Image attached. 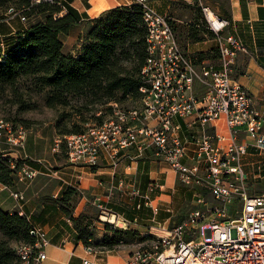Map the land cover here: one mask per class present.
<instances>
[{
	"label": "built area",
	"instance_id": "2783aa9c",
	"mask_svg": "<svg viewBox=\"0 0 264 264\" xmlns=\"http://www.w3.org/2000/svg\"><path fill=\"white\" fill-rule=\"evenodd\" d=\"M129 1L140 6L146 30V57L137 88L141 106L124 109L111 102L112 112L102 124L64 135L66 161L93 167L102 154L115 160L126 148L134 147L139 155L151 148L176 171L180 183L199 185L210 194L211 202L203 193L196 194V208L184 220L158 228L163 232L158 236L161 244L151 251L136 248L126 264H264V193L254 195L248 190L243 161L249 146L264 148V104L257 105L245 87L232 78L238 53L246 51L244 45L226 31L229 20L225 16L201 0H185L197 2L205 27L217 43V63H198L177 44L167 15L157 12L149 0ZM15 16L25 21L13 8L4 13L5 20ZM196 84L203 90L200 95ZM191 117L192 124L199 127L193 134L185 132L179 122ZM219 123L225 133L215 130ZM7 126L0 121V137L5 129L9 148H23L24 130L13 131L14 136ZM241 133L246 134L248 142H239ZM37 162L54 173L51 166ZM8 167L18 185L31 184L40 173L13 157H9ZM160 188L153 181L144 192L132 189L131 194L140 196L157 213L159 208L151 195ZM5 189L14 200H25L23 190L0 183V192ZM96 206L104 212L101 204ZM116 222L108 224L118 226ZM30 226L34 242L13 246L19 264H40L46 258V232L41 226ZM122 227H127L126 222L122 221ZM88 240L84 252L96 255L93 240ZM81 264L92 262L82 258Z\"/></svg>",
	"mask_w": 264,
	"mask_h": 264
},
{
	"label": "crops",
	"instance_id": "0c3cea01",
	"mask_svg": "<svg viewBox=\"0 0 264 264\" xmlns=\"http://www.w3.org/2000/svg\"><path fill=\"white\" fill-rule=\"evenodd\" d=\"M177 1L149 0L150 5L157 12L169 15V19L183 23L187 34L189 26L200 28L204 38L194 42L186 39L183 50L191 56L202 54L203 59L197 61L198 63H217L218 50L214 34L205 27V21L203 25L201 24L202 19L200 23H196L195 9L187 8L191 12V17L185 21L176 15L174 6ZM204 1L215 12L228 18L229 25L226 31L237 37L246 49L245 52H239L237 55L232 68V78L245 87L257 105L264 104V0ZM130 4L129 0H70V6L78 13L84 14L85 18H82V21L69 31V34H60L59 40L62 42L63 53L73 56L79 54L82 38L89 27V18L98 17L105 9ZM34 19L22 21L15 16L11 21L0 20V49L14 44L16 33L25 30ZM74 32L76 34L73 44H76V50L72 48L73 44L69 47L66 45V40ZM195 88L198 95L202 94L203 90L198 84ZM193 120L192 117L179 120L185 132L193 134L198 131L199 127L197 123L192 124ZM207 130L211 132L213 127ZM215 130L225 133L221 123L216 125ZM241 141L248 142L245 133H241L239 142ZM0 153L17 158L15 153L9 151V148H1ZM243 161L249 178L248 182L260 190V193L254 195L263 194L264 148L257 149L249 146ZM29 165L40 172L31 184L18 185L12 180V184L8 185L10 189L23 190L25 200H14L9 196V190L5 189L0 192V209L8 212L21 211L30 225H38L45 230L48 245L44 249L46 258L40 264H81L82 258L89 259L92 264H110L111 259L124 262L120 255H110L108 251H97L96 255H88L84 252V245L73 240L72 222L60 210L56 202L66 187L74 188L80 195L74 208V218L84 211V207L96 206L103 202V207L108 212H112L117 222L121 224L122 221L126 222L128 228L139 234H145L154 228L166 227L172 216L171 212L175 209L174 206L180 203L178 196L183 190L178 182L176 171L170 167L169 163L156 157L154 149L151 148H147L142 155H139L134 147L126 148L115 160L102 154L97 166L93 167L72 165L63 158L59 162L60 167L53 168L54 173H48L39 162ZM153 181L161 185V188L151 195L152 202H157L159 208L157 213H153L140 196L131 194L132 189L144 192ZM204 192L203 190L201 193L204 194ZM92 227L97 228L96 225Z\"/></svg>",
	"mask_w": 264,
	"mask_h": 264
},
{
	"label": "trees",
	"instance_id": "16d2710c",
	"mask_svg": "<svg viewBox=\"0 0 264 264\" xmlns=\"http://www.w3.org/2000/svg\"><path fill=\"white\" fill-rule=\"evenodd\" d=\"M186 7L200 10L196 1ZM9 8L18 11L26 21L35 19L25 30L16 33L14 44L0 49V93L6 89L16 93L21 81H30L34 91L44 94L46 107L71 108L76 113L71 117L85 123L88 118L83 117V113H87L89 119L99 124L103 123L105 114L112 112L109 103L120 104L127 97L140 98L137 88L146 57V30L139 5L108 8L98 17L89 18L80 52L75 56L64 54L59 40L60 34H69L85 18L70 6V0H0V20H5L4 13ZM200 19L203 25L202 16L196 18V23H200ZM183 27L185 25H180V29ZM184 29L181 31L183 47L186 39L194 42L204 38L196 26H189L188 34L186 27ZM201 55L194 54L196 62L203 59ZM67 116L63 113L60 117ZM71 122L69 129L62 127L58 134H76L83 130L80 124ZM8 159L0 153V183L3 185L12 184L13 180ZM79 197V193L68 186L56 202L72 222L73 240L88 245V239L94 238L93 219L85 212L73 217ZM30 227L24 215L0 209V264H19L13 246L34 242ZM148 239L150 236H141L130 228L122 230L110 224L105 228L102 241L93 240L91 244L111 251L133 240Z\"/></svg>",
	"mask_w": 264,
	"mask_h": 264
},
{
	"label": "rangeland",
	"instance_id": "374dc122",
	"mask_svg": "<svg viewBox=\"0 0 264 264\" xmlns=\"http://www.w3.org/2000/svg\"><path fill=\"white\" fill-rule=\"evenodd\" d=\"M203 4H206L204 0H201ZM187 3L184 0H178L175 3L174 10L175 14L179 15V17L185 21L191 17V12L186 7ZM194 16L197 18L203 16L199 9L194 11ZM169 17V15H168ZM11 21V20H9ZM168 22L173 29L177 44L183 48L182 44V30L180 29V25H184L183 23L176 22L172 19L168 18ZM75 34L69 37L66 40V45L69 47L74 43ZM72 48L76 50V44L72 45ZM120 107L124 109H132L136 107H140L139 98H131L127 97L118 104ZM68 115L67 117H60L62 114ZM74 115V110L68 107H58V108H50L46 107L44 103V94L40 92H36L33 89L30 81H21L20 85L17 87L16 93H12L10 90H4L0 93V121L1 123L8 124V128L11 129L12 134L15 136L13 131H17L19 128L24 130V147L16 148L11 147L7 143V135L8 132L4 129L2 133V137H0V149L5 147L9 148V151L15 153L18 161L27 162L29 164H34L38 160L42 161L48 166H51L54 169H58L59 162L65 158V136L67 133L60 135L58 134L59 129L62 127L69 129L71 127L72 122L74 121L77 124H80L81 129H84L87 125L99 124L94 119H89V114L83 113L84 116L88 118L87 123L82 121H77L71 115ZM100 113H97L99 115ZM109 113L105 114L103 118V122L107 120L109 117ZM69 117V118H68ZM70 119V120H69ZM77 121V122H76ZM59 142L58 147L54 150L55 144ZM39 176V175H38ZM37 176V177H38ZM36 177V178H37ZM45 178V177H44ZM48 179V178H46ZM179 182V181H178ZM179 184L183 187V190L179 194L180 203L174 206L175 209L171 212L172 216L169 219L168 225L163 226L165 228H169L176 223L184 220V218L188 215L190 211L195 209V196L200 192H203V188L201 186H196L194 184L185 185L179 182ZM199 188V189H198ZM248 190H250L251 194L260 193V190L256 186H252L248 183ZM186 194V195H185ZM204 198L207 202H211V196L209 193L204 192ZM102 202V201H101ZM100 202V203H101ZM103 203V202H102ZM101 203V204H102ZM157 202L154 201L153 204ZM103 207V204H102ZM105 209V208H104ZM83 212L85 215L92 218V225H96L97 228H93L94 242L102 241V235L105 232L106 226L110 225V222H116V218L112 216L111 211H107V209L100 210L97 206H86L83 208ZM110 219L114 221H110ZM114 224V223H112ZM118 226L114 225L117 229L125 230L128 227H119L122 226L121 223L116 222ZM163 232L158 229L148 230L145 234H140L141 236H150L148 240H140V241H131L125 244L118 245L114 247L113 250L108 251V254L120 255L124 262L115 259L110 260V264H126L129 257L131 256V252L136 248H142L147 251H151L155 245L159 246L161 244L160 238L158 236L162 235ZM97 243V242H96ZM96 251H103L102 248L95 246Z\"/></svg>",
	"mask_w": 264,
	"mask_h": 264
},
{
	"label": "bare ground",
	"instance_id": "6f19581e",
	"mask_svg": "<svg viewBox=\"0 0 264 264\" xmlns=\"http://www.w3.org/2000/svg\"><path fill=\"white\" fill-rule=\"evenodd\" d=\"M110 221H113L112 219H110ZM116 260V259H115Z\"/></svg>",
	"mask_w": 264,
	"mask_h": 264
}]
</instances>
